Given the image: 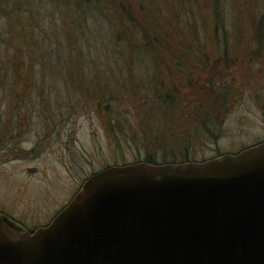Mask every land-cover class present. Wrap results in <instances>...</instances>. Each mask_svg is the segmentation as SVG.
<instances>
[{
  "label": "rangeland",
  "instance_id": "rangeland-1",
  "mask_svg": "<svg viewBox=\"0 0 264 264\" xmlns=\"http://www.w3.org/2000/svg\"><path fill=\"white\" fill-rule=\"evenodd\" d=\"M45 1L33 3L38 46L23 41L31 28L20 13L9 21L14 36L0 20V215L16 228L47 222L109 166L202 161L264 139V36L256 34L264 0H224L229 34L221 46L198 23L197 36L181 27L202 52L160 53L162 61L109 51L118 23L89 6L75 35L86 66L70 72L57 67L52 41L70 33L78 11L74 0ZM151 1L160 23L183 14L182 0Z\"/></svg>",
  "mask_w": 264,
  "mask_h": 264
},
{
  "label": "water",
  "instance_id": "water-1",
  "mask_svg": "<svg viewBox=\"0 0 264 264\" xmlns=\"http://www.w3.org/2000/svg\"><path fill=\"white\" fill-rule=\"evenodd\" d=\"M0 264H264V142L110 166L33 233L0 215Z\"/></svg>",
  "mask_w": 264,
  "mask_h": 264
},
{
  "label": "trees",
  "instance_id": "trees-1",
  "mask_svg": "<svg viewBox=\"0 0 264 264\" xmlns=\"http://www.w3.org/2000/svg\"><path fill=\"white\" fill-rule=\"evenodd\" d=\"M3 1H5V5H3ZM45 2V0H37V2L36 0H27V5L23 6L22 3L17 5V0H11V2L10 0H0V20L6 22L5 35L8 33L10 36H14L17 33L16 27L13 24L9 25V21L13 23L20 13L21 19L24 18L25 23L28 22L29 24L27 27L31 28L28 33L23 31V41L26 46H38L32 38L33 30L37 29L32 22L36 20L37 16H40L41 10L38 9L40 5L35 6L33 3H42L43 5ZM101 2L105 6L104 11L98 6ZM154 3L151 0H74L79 14V17L74 21L75 25L71 27L70 33L66 32L65 37L61 36L60 40L52 41V45L56 46L53 59L58 61L57 67L59 65L66 67L64 70H69L70 72L71 69H75L74 67L86 66H83L82 63L85 51L75 42V35L85 26L86 16L83 13V9L89 6H91L92 11L97 10L99 15L105 16L107 21H112L113 19L118 23V32H115L112 37L114 45L113 47L108 46V50L116 54H120L119 51L122 50H129L131 51L128 52L129 54H138L139 56L143 54L150 56L149 58H152L151 55L153 54L154 60L162 61V58L157 56L160 53L175 54L176 56L178 53L188 50L195 53L202 52V48L192 47L190 44L192 41L188 39L189 36L183 33V29H180L181 27H188L190 34H193L191 36H197L199 34L195 26L197 23L206 30L207 35L215 39L219 46L222 44L220 38L223 36L225 38L223 41H226L228 37V20L224 9V0H182L178 2V6L184 11L186 10L187 18L185 19L184 17L183 19L184 11H182L183 14L174 12L171 15H165L171 19V21L167 20L165 23L157 21L161 14L157 12ZM107 6L110 7L108 10ZM34 7H37V9H34ZM57 15L59 14L57 13ZM186 20L189 23H186ZM257 21L259 24H257L256 34L261 38L264 36V13ZM3 35L0 31V41L5 42ZM25 47L23 56L26 54ZM45 51L47 55L50 50L46 49ZM226 51L228 52L229 48ZM175 56H167L165 58L169 57L172 63L176 60H181ZM57 63H54V65H57ZM46 66H53V61L50 65L46 64ZM159 68L161 67L159 66ZM14 82L17 84L21 83L17 79H14ZM28 82L30 81L28 80ZM161 87L163 90L167 89L164 85ZM164 93L161 94L159 92V98L165 101L171 100V93Z\"/></svg>",
  "mask_w": 264,
  "mask_h": 264
},
{
  "label": "flooded vegetation",
  "instance_id": "flooded-vegetation-1",
  "mask_svg": "<svg viewBox=\"0 0 264 264\" xmlns=\"http://www.w3.org/2000/svg\"><path fill=\"white\" fill-rule=\"evenodd\" d=\"M196 54H198V53H196ZM203 55L204 56H208L209 54H204L203 53ZM210 56V55H209ZM262 142H264V139H261V140H259L258 142H256V143H253V144H250V145H246L245 147H243V148H239L238 150H235V151H232V152H230L229 154H237V153H239V152H242L243 150H246V149H248V148H251V147H253V146H256V145H258V144H260V143H262ZM224 154H228V153H224ZM220 155H223V154H219V155H217V156H220ZM217 156H214V157H217ZM214 157H212V158H214ZM208 159H210V158H208ZM206 160V159H205ZM202 161H204V160H202ZM138 162H147V163H151V164H159V163H156V162H153V161H138ZM184 162H189V161H184ZM199 162V161H198ZM133 163H135V162H133ZM128 164H130V163H128ZM122 165H124V164H122ZM112 166H115V165H112ZM110 167V166H109ZM106 169V168H105ZM104 170V169H103ZM100 172V171H99ZM98 172H96V173H93L90 177H92L94 174H97ZM89 177V178H90ZM88 178V179H89ZM87 179V180H88ZM87 180L84 182V185L86 184V182H87ZM84 185H83V187H84ZM82 190V189H81ZM80 190V191H81ZM79 191V192H80ZM74 199V198H73ZM72 199V200H73ZM71 200V201H72ZM70 201V202H71ZM69 204V203H68ZM68 204L65 206V207H67L68 206ZM64 207V208H65ZM63 208V209H64ZM62 209V210H63ZM61 210V211H62ZM61 211H59V212H57V213H55V214H53L49 219H48V221L47 222H45V223H43V224H40V225H37V226H35V227H33V228H29V227H22L21 229L20 228H17V229H19V230H27V231H29V232H31V233H33V232H35L36 230H38V229H40V228H43V227H47V226H49L52 222H53V220L57 217V215L61 212Z\"/></svg>",
  "mask_w": 264,
  "mask_h": 264
}]
</instances>
